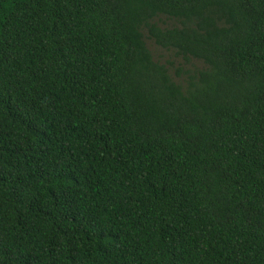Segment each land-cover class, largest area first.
Here are the masks:
<instances>
[{
	"label": "trees",
	"instance_id": "trees-1",
	"mask_svg": "<svg viewBox=\"0 0 264 264\" xmlns=\"http://www.w3.org/2000/svg\"><path fill=\"white\" fill-rule=\"evenodd\" d=\"M0 264H264V0H0Z\"/></svg>",
	"mask_w": 264,
	"mask_h": 264
},
{
	"label": "rangeland",
	"instance_id": "rangeland-1",
	"mask_svg": "<svg viewBox=\"0 0 264 264\" xmlns=\"http://www.w3.org/2000/svg\"><path fill=\"white\" fill-rule=\"evenodd\" d=\"M157 53H168V52L163 49H158ZM166 57H168V54H166ZM178 61L180 62V64L184 63V60L182 58H179Z\"/></svg>",
	"mask_w": 264,
	"mask_h": 264
}]
</instances>
